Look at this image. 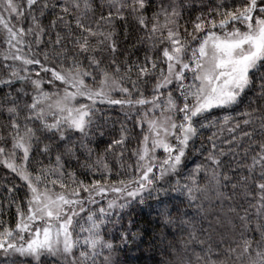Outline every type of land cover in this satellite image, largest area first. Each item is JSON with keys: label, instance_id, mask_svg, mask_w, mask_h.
Returning <instances> with one entry per match:
<instances>
[{"label": "snow or ice", "instance_id": "snow-or-ice-1", "mask_svg": "<svg viewBox=\"0 0 264 264\" xmlns=\"http://www.w3.org/2000/svg\"><path fill=\"white\" fill-rule=\"evenodd\" d=\"M0 167V264H264V0H0Z\"/></svg>", "mask_w": 264, "mask_h": 264}, {"label": "trees", "instance_id": "trees-1", "mask_svg": "<svg viewBox=\"0 0 264 264\" xmlns=\"http://www.w3.org/2000/svg\"><path fill=\"white\" fill-rule=\"evenodd\" d=\"M194 2L199 3L201 0H194ZM198 10V9H197ZM52 13H47L46 18L43 20V23L47 24L48 21L52 18ZM135 33L133 32V36ZM128 43H132V40H129ZM142 55V51L137 53V56ZM19 85H17L18 87ZM110 114L113 117L119 116V110L110 111ZM214 116L222 115L221 113H213ZM122 119V117H120ZM213 132L216 129H212ZM110 135H114L115 133H109ZM205 135H211V132L205 133ZM217 136L221 137V133L217 132ZM223 138H228V133L225 131L223 133ZM107 139V135L98 141L100 147H103L104 141ZM235 147V145H233ZM227 153V148H225ZM239 151V150H238ZM222 159L228 160L231 157L227 155ZM246 162V161H245ZM191 167V164H189ZM246 174V173H245ZM10 173L7 172L6 169L0 167V182H7L4 181L3 178L5 176H9ZM232 175V173H229ZM19 183V181H16ZM214 187V186H213ZM223 191V189H220ZM172 196L176 197L177 199L181 198L182 194L180 193H173ZM199 197V203L202 205L203 212L198 213L196 211L195 205L188 211V215L190 218L193 219L196 225L201 223V215H204L205 219H211L210 216H207V213H217L221 209V205L217 202L216 195L213 191L212 187H209L203 193H197ZM186 200V197H184ZM225 208L227 205L224 206ZM159 206L154 203L152 200H147L144 204H133L130 208L126 209L122 213V219L119 225L113 228L111 225L109 226L110 230L112 231L114 237L118 239L119 231H122L128 227L132 228V231L139 232V238L130 245H123L122 250L119 252L117 259L119 264H159V261L163 259L161 246L159 244L158 239L154 240L153 237L157 235V233H164L169 231L168 229L164 228L162 222L159 221L157 216ZM129 219L132 221V224L129 225ZM123 226V227H121ZM207 228V225H204ZM227 225H222L219 229H215V231H226ZM171 231H176L173 227ZM177 236H183L186 238L187 232H177ZM169 239H172L169 236ZM199 251V248L196 249ZM25 264H32L31 261L25 262ZM46 264V262H45Z\"/></svg>", "mask_w": 264, "mask_h": 264}]
</instances>
